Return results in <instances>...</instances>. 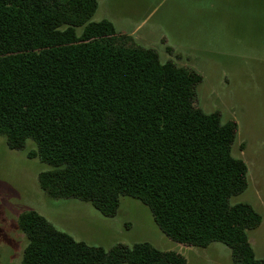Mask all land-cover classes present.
<instances>
[{
    "label": "trees",
    "instance_id": "1",
    "mask_svg": "<svg viewBox=\"0 0 264 264\" xmlns=\"http://www.w3.org/2000/svg\"><path fill=\"white\" fill-rule=\"evenodd\" d=\"M257 2L264 12V0ZM98 6L0 0V135L7 146L35 143L28 157L51 166L39 183L54 199L90 203L114 217L121 198L131 197L169 239L197 248L219 242L234 264H264L248 239L260 216L230 204L249 184L247 164L232 154L238 123L197 106L199 73L162 62L108 20L92 22ZM18 227L27 238L20 264H187L149 243L90 246L34 211L21 214Z\"/></svg>",
    "mask_w": 264,
    "mask_h": 264
},
{
    "label": "rangeland",
    "instance_id": "2",
    "mask_svg": "<svg viewBox=\"0 0 264 264\" xmlns=\"http://www.w3.org/2000/svg\"><path fill=\"white\" fill-rule=\"evenodd\" d=\"M257 1L98 0L92 22L108 20L135 44L156 50L162 62L199 73L197 106L219 112L223 122L236 120L232 154L247 164L249 184L230 204H246L260 216V226L248 232L259 261L264 259V12ZM35 147L29 140L24 149L11 150L0 135V264L21 263L27 238L18 219L30 211L75 240L106 251L149 243L182 255L187 264H234L222 243L197 248L169 239L150 209L134 198L122 197L117 214L105 217L90 203L50 197L39 175L52 168L28 157Z\"/></svg>",
    "mask_w": 264,
    "mask_h": 264
}]
</instances>
